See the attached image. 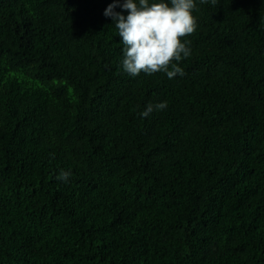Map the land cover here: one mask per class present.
Wrapping results in <instances>:
<instances>
[{"label":"trees","instance_id":"16d2710c","mask_svg":"<svg viewBox=\"0 0 264 264\" xmlns=\"http://www.w3.org/2000/svg\"><path fill=\"white\" fill-rule=\"evenodd\" d=\"M112 2L0 0V264H264V0H196L173 79Z\"/></svg>","mask_w":264,"mask_h":264},{"label":"clouds","instance_id":"9594fccd","mask_svg":"<svg viewBox=\"0 0 264 264\" xmlns=\"http://www.w3.org/2000/svg\"><path fill=\"white\" fill-rule=\"evenodd\" d=\"M209 0H200L208 3ZM213 6L218 0H211ZM122 9L121 12L115 11ZM126 12L127 15L123 13ZM196 0H170L149 3V0H113L104 15L110 17L122 39V71L132 77L141 73H164L169 79L185 75L180 62L191 56L188 37L199 28ZM181 38H184L183 40ZM167 102L149 103L139 113L147 118L153 111H163ZM70 171L61 170L58 181L68 182Z\"/></svg>","mask_w":264,"mask_h":264}]
</instances>
